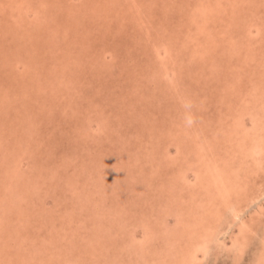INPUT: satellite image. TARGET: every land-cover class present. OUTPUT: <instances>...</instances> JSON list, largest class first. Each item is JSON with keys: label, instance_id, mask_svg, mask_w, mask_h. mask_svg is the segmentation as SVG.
Instances as JSON below:
<instances>
[{"label": "rangeland", "instance_id": "obj_1", "mask_svg": "<svg viewBox=\"0 0 264 264\" xmlns=\"http://www.w3.org/2000/svg\"><path fill=\"white\" fill-rule=\"evenodd\" d=\"M0 264H264V0H0Z\"/></svg>", "mask_w": 264, "mask_h": 264}, {"label": "bare ground", "instance_id": "obj_2", "mask_svg": "<svg viewBox=\"0 0 264 264\" xmlns=\"http://www.w3.org/2000/svg\"><path fill=\"white\" fill-rule=\"evenodd\" d=\"M22 12V11H21ZM19 13V12H18ZM20 14V13H19ZM9 26V25H8ZM9 28V27H8ZM10 29V28H9ZM53 39V38H52ZM50 83V82H49ZM237 220V219H236ZM231 230V229H230Z\"/></svg>", "mask_w": 264, "mask_h": 264}]
</instances>
